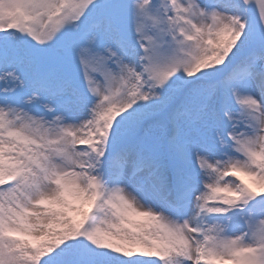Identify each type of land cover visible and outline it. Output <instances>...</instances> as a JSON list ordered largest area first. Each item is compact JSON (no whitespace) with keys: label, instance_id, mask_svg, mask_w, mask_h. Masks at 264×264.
I'll return each mask as SVG.
<instances>
[{"label":"snow or ice","instance_id":"obj_1","mask_svg":"<svg viewBox=\"0 0 264 264\" xmlns=\"http://www.w3.org/2000/svg\"><path fill=\"white\" fill-rule=\"evenodd\" d=\"M0 264H264V0H0Z\"/></svg>","mask_w":264,"mask_h":264}]
</instances>
